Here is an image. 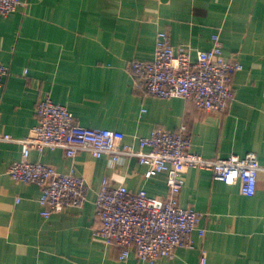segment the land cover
Returning <instances> with one entry per match:
<instances>
[{"label":"crops","instance_id":"1","mask_svg":"<svg viewBox=\"0 0 264 264\" xmlns=\"http://www.w3.org/2000/svg\"><path fill=\"white\" fill-rule=\"evenodd\" d=\"M0 15V63L8 74L0 89V136L20 140L35 125L34 108L48 95L87 128L114 132L118 147L161 127L184 126L191 150L205 158L254 152L264 168V0H23ZM158 31L172 45L208 49L218 34L226 56L242 70L233 76L234 97L225 113H207L191 100L152 97L132 86L129 60L150 61ZM21 146L0 138V264H264V171L253 196L184 168L182 207L202 214L204 237L172 258L119 261L116 249L92 237L94 201L101 180L149 196H167L166 176L135 158L112 163L86 152L72 159L62 150H31V162L59 171L73 168L88 184L86 201L41 216L40 188L7 174Z\"/></svg>","mask_w":264,"mask_h":264},{"label":"built area","instance_id":"2","mask_svg":"<svg viewBox=\"0 0 264 264\" xmlns=\"http://www.w3.org/2000/svg\"><path fill=\"white\" fill-rule=\"evenodd\" d=\"M23 0H0V15L23 8ZM126 70L132 86L162 99L191 100L203 112L222 114L231 103L233 76L242 70L240 62L226 56L218 34L211 36L208 49L192 55L188 44L172 45L166 31H158L150 61L129 60ZM8 68L0 63V89ZM35 125L26 138L14 140L21 146V156L7 168L15 182L35 184L40 188L41 216L48 218L66 208H79L86 201L89 186L73 168L59 171L42 162L28 159L31 150H62L68 158L86 152L93 158L107 156L112 163L135 158L140 165L150 164L166 176L167 196H149L145 190L130 191L124 185L101 180L96 193L95 224L92 237L116 249L119 261L134 256L141 261L172 258L178 248L192 247V233L204 237L200 228L202 214L182 207L178 195L183 186L182 170H209L212 178L226 185L238 184L242 195L253 196L259 172L264 171L254 152L243 156L205 158L191 150V139L182 126L177 131L154 128L147 136L135 137L132 144L118 147L115 134L104 128L80 126L73 114L48 95L38 99L34 108Z\"/></svg>","mask_w":264,"mask_h":264}]
</instances>
